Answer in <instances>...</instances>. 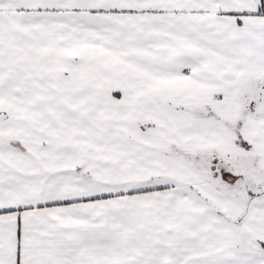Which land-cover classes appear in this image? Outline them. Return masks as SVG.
Instances as JSON below:
<instances>
[{
  "label": "snow or ice",
  "instance_id": "snow-or-ice-1",
  "mask_svg": "<svg viewBox=\"0 0 264 264\" xmlns=\"http://www.w3.org/2000/svg\"><path fill=\"white\" fill-rule=\"evenodd\" d=\"M0 264H264V0H0Z\"/></svg>",
  "mask_w": 264,
  "mask_h": 264
}]
</instances>
